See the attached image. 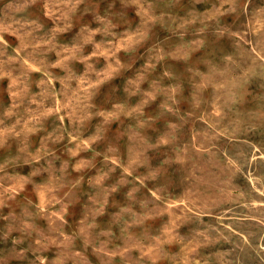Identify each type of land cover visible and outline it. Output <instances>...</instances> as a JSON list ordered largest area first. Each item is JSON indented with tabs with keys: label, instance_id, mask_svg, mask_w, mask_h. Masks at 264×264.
<instances>
[{
	"label": "rangeland",
	"instance_id": "1",
	"mask_svg": "<svg viewBox=\"0 0 264 264\" xmlns=\"http://www.w3.org/2000/svg\"><path fill=\"white\" fill-rule=\"evenodd\" d=\"M0 264H264V0H0Z\"/></svg>",
	"mask_w": 264,
	"mask_h": 264
}]
</instances>
